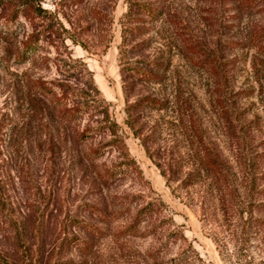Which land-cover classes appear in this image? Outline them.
I'll return each instance as SVG.
<instances>
[{
  "label": "rangeland",
  "instance_id": "1",
  "mask_svg": "<svg viewBox=\"0 0 264 264\" xmlns=\"http://www.w3.org/2000/svg\"><path fill=\"white\" fill-rule=\"evenodd\" d=\"M135 1L0 0V264H264V0Z\"/></svg>",
  "mask_w": 264,
  "mask_h": 264
},
{
  "label": "trees",
  "instance_id": "2",
  "mask_svg": "<svg viewBox=\"0 0 264 264\" xmlns=\"http://www.w3.org/2000/svg\"><path fill=\"white\" fill-rule=\"evenodd\" d=\"M130 1V10L134 7V5H138L139 6V11L142 13H146L147 15H151L153 16L155 19L160 17V15L162 14V7L160 5H156V6H150L147 4H140L138 3V1L135 0H129ZM129 10V11H130ZM157 101L155 98H150V97H143L140 99H137L131 106L130 108H144V107H152V106H157L158 104H156ZM142 213V212H141ZM140 214H138L136 216V218H139ZM96 231H98L99 229L95 228ZM3 264H10L9 262L3 261Z\"/></svg>",
  "mask_w": 264,
  "mask_h": 264
}]
</instances>
